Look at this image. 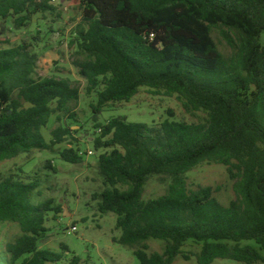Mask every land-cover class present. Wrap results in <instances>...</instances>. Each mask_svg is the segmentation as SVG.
<instances>
[{
  "label": "trees",
  "instance_id": "1",
  "mask_svg": "<svg viewBox=\"0 0 264 264\" xmlns=\"http://www.w3.org/2000/svg\"><path fill=\"white\" fill-rule=\"evenodd\" d=\"M78 9L72 65L96 95L94 122L143 87L177 95L188 112L206 116L198 124L116 117L97 126L105 188L94 197L101 214L117 216L114 241L140 264H173L189 242L201 247L198 264L264 263V0H80ZM38 14L62 18L53 0H0V21L11 19L18 31ZM35 50L33 41L0 37V161L54 152L77 132L64 121L76 119L80 87L39 78ZM54 115L59 126L48 142L43 130ZM58 154L83 162L75 144ZM204 163L228 167L236 198L227 206L211 187L189 190L187 175ZM45 168L56 171L51 161ZM155 176L170 180L167 191L145 199ZM40 186L37 177L0 178V225L21 229L0 250V264H60L69 252L40 247L48 215L62 212L54 199L36 201ZM152 240L166 244L163 253L150 251Z\"/></svg>",
  "mask_w": 264,
  "mask_h": 264
},
{
  "label": "rangeland",
  "instance_id": "2",
  "mask_svg": "<svg viewBox=\"0 0 264 264\" xmlns=\"http://www.w3.org/2000/svg\"><path fill=\"white\" fill-rule=\"evenodd\" d=\"M79 2L80 0H55L53 4L62 13V18L38 14L27 28L20 31L14 28L11 19L0 21V37L11 39L15 44L25 40L34 42L39 56V78H69L81 89V99L75 110L76 119L64 121L73 131H77L73 133V138L58 146L54 152L34 151L11 160L0 161V178L19 175L30 180L37 177L41 180V186L36 201L54 199L56 205L61 206L60 214L48 215V233L40 244L41 248L60 252H64L62 244L67 246L69 252L65 253L60 264H71L74 257L80 258L82 264H140L131 248L114 241L121 236V230L116 228L117 216L112 213L101 214L98 210V200L94 196L102 193L105 186L97 164L102 151H96L93 144L100 134L97 126L106 125L116 117H126L129 122L151 126H158L167 119L198 124L204 122L206 116L202 112H188L183 100L177 95L169 96L163 91L143 87L130 102L104 109L98 122H94L92 105L97 103L96 95L87 94L86 80L79 76L72 65L75 48H71L70 43L74 38V28L81 17ZM58 126L57 115H54L48 127L43 130L48 142L52 140V132ZM69 144L79 146L84 154L83 162L70 164L59 157L58 152ZM90 151L92 155L88 154ZM48 161L52 162L55 172L45 168ZM169 183L170 180L162 176L151 178L145 189V199L163 196ZM187 184L191 191L200 187H211L214 196L224 206L236 198L235 181L230 179L228 167L224 165L204 163L198 166L187 175ZM74 227L77 228L76 231L72 230ZM20 234L19 224H1L0 250ZM165 245L159 240L149 242L151 252L163 253ZM200 250V246L187 243L183 247V255L173 264H198ZM213 264L242 263L219 259Z\"/></svg>",
  "mask_w": 264,
  "mask_h": 264
},
{
  "label": "built area",
  "instance_id": "3",
  "mask_svg": "<svg viewBox=\"0 0 264 264\" xmlns=\"http://www.w3.org/2000/svg\"><path fill=\"white\" fill-rule=\"evenodd\" d=\"M53 1H55V0H53ZM100 132H101V130H99V133H100ZM88 154H89V155H92L93 153L90 151ZM72 230H73V231H76V230H77V228H76V227H74Z\"/></svg>",
  "mask_w": 264,
  "mask_h": 264
}]
</instances>
